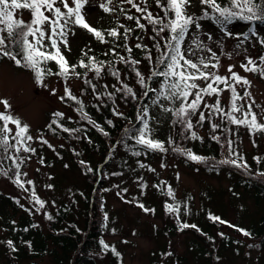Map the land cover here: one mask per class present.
<instances>
[{
  "label": "rangeland",
  "instance_id": "1",
  "mask_svg": "<svg viewBox=\"0 0 264 264\" xmlns=\"http://www.w3.org/2000/svg\"><path fill=\"white\" fill-rule=\"evenodd\" d=\"M194 2L192 0V6L188 8L190 15L195 11L196 2ZM69 4L75 7L71 0ZM101 4L106 5L110 11L105 12L100 7ZM122 5L133 6L127 3V0H111V3L109 0H86L82 14L90 26L101 32L103 36V33H107L105 35L110 38L109 33L113 30L117 31L110 19L119 18ZM57 6L66 12L62 4H59V0ZM14 13L16 17L24 19L31 17L30 10L17 9ZM46 15L51 14L46 13ZM199 23L202 27L197 30L193 26L189 37H198L206 48L197 49L192 40L186 38L185 46L192 45L188 48V52L192 54L188 55L186 52V57L198 64L201 58L205 59L209 63V68L202 70L227 78L229 83L235 85L237 93L243 99L236 101L242 112H232V94L228 85L214 83L213 87L219 89V96L202 94L194 119H199L202 113L204 123L206 124L209 120V123L213 125L217 120L224 118L227 113L243 114L251 107L252 113L257 117V122L264 124V77L259 71L245 72L240 67L241 64H247L248 59L255 61L258 68L264 67L260 60V57L264 56V43H261L264 40V28L255 29L256 35L251 33L247 35V39H244V36L238 33V29H229L233 35L226 36L224 31L227 30L222 31V29L211 27L203 21ZM68 28L72 30L67 35L70 50L61 46V52L66 59L68 55L82 50V45L91 34L71 23ZM101 28L104 31H101ZM209 35L212 37L211 40L208 39ZM57 39L60 38L57 37ZM207 49H211V52ZM52 50L55 52V49ZM213 52L216 54V59H212ZM212 64H216L217 67H211ZM229 67L247 79L249 84L245 85L242 82L236 84L232 81L231 73L228 71ZM195 82L201 87L204 86L202 80ZM103 85L108 86L106 81H103ZM83 86V81L76 77L64 80L57 76L43 79V83L38 84L28 69L17 66L7 57L0 61V100L9 102L11 105L9 114L18 118L22 124L28 125V135L32 137L31 140L25 139L18 144L21 172L18 180L23 187H20L8 175H4L0 169V192L19 197L22 205L30 210V215L44 231H49L50 219L47 217L55 213L62 202L71 204L74 195L78 194L85 185L83 168L74 161L70 146L73 145L79 152H82L83 154H80L82 157L79 156V158L84 160L88 157L87 150L83 151L85 143L83 139L86 138L72 142L63 134H54L50 129L53 120L77 119L79 116L77 111L65 103L63 97L66 96V88L71 93L82 96ZM192 91L195 92L196 89ZM245 92L248 93L247 96L244 95ZM191 98L195 97H188V99ZM217 99L220 101V111L212 107ZM168 105H172V100L158 107L155 121L148 123L147 135L149 133L156 139L168 133L172 137L178 135L177 127L171 125L167 127L166 122L163 121L166 116L164 111ZM3 111H5L4 106L0 104V112ZM57 112L62 113V117H56L54 114ZM205 124L201 130L203 134L207 132ZM53 125L57 128L56 124ZM234 126L240 134L234 135V131L231 132L232 134L228 137L232 142L231 145L243 151L247 156L252 157L258 154L263 155L264 159V134L257 132L251 136L244 126L235 124ZM9 128L13 130L10 135L14 137L15 125L9 124ZM25 147L35 151H24ZM154 153L156 154L154 159L141 160L140 169L123 171L116 163L112 165V168L117 166L118 172L108 185L106 198L109 225L104 233V241L120 253V264H208L203 258H198V253L192 249L194 241H200L193 230L183 228V224L180 223L179 228L173 234L164 232L167 226L175 223L174 216L171 213L166 214V209H164V206L173 198L168 194L169 189L174 193V197L184 200L190 207L189 212L183 217L184 221L193 220L195 215L192 213L199 211L203 205H210L226 218V223H223L220 229L238 241L233 247L221 252L212 264H264V247L257 246L260 239L243 235L233 225L238 223L246 231L244 226L249 225L248 223L255 221L261 215L264 198L258 204L255 200L256 195L253 192H247L242 187L237 188V193H234L233 183L237 179H231L227 165L220 164V161L213 163L217 172L207 174L197 162L192 163L197 168H189L184 164L183 159L169 151L155 150ZM91 159L93 161L102 160V157L92 152ZM132 166L136 164L133 163ZM155 181L163 185L166 193L165 199L156 195L153 188ZM33 194L44 202L43 208L36 203ZM141 204L151 211L146 212L138 206ZM81 207L80 199L79 204L72 211V217L77 218ZM214 233L217 236L215 229ZM5 236V228L0 226V239ZM217 241H219L218 236ZM217 241L211 242L212 247H210L215 248L218 245ZM104 251L105 249L94 251L91 264H113L111 257L107 256ZM21 264L55 263L52 257L45 256L42 259L28 260Z\"/></svg>",
  "mask_w": 264,
  "mask_h": 264
},
{
  "label": "trees",
  "instance_id": "2",
  "mask_svg": "<svg viewBox=\"0 0 264 264\" xmlns=\"http://www.w3.org/2000/svg\"><path fill=\"white\" fill-rule=\"evenodd\" d=\"M193 1L196 4L195 11L191 15L196 17L198 22L203 21L211 27L224 30L238 29L241 35L244 33L250 35L249 28L253 30L264 28V23L246 24L242 21H236L232 25H218L209 17H203L205 11L209 13V16H215L216 14L212 13L211 9L201 5L199 0ZM220 2L224 4L225 0H220ZM133 4L136 7L122 5L119 18L110 19L119 33L118 36L109 35L110 38H107V33H103L104 42H101L89 34V39H86L85 44L82 45L83 49L68 55L67 60L70 65L75 66V73L70 72L67 78L59 75L44 76L43 79L57 76L64 80L76 77L83 81L82 96L71 93L75 99H70L67 95L63 97L64 102L77 111L79 115L77 119H58L55 123L58 129L53 124L50 125V129L54 134H63L72 142L86 138L83 139L85 142L83 151L86 149L88 153L86 159L79 158L83 153L73 145L70 146L74 161L83 168L85 185L78 194L74 195L71 204L62 202L56 212L51 213L49 231H44L36 223L30 215V210L22 205L19 197L0 192V226L6 231V236L0 239V264H21L28 260L42 259L45 256L52 257L55 264H91L94 251L104 249L100 241H104V233L109 225L106 195L110 180L118 172L117 166L112 168V165L116 163L121 170L132 171L141 168V160H152L156 157L153 150L137 144L136 139L144 123H153L158 107L165 102L168 103L169 100H172V105L166 108L170 111H164L166 116L163 121L166 122L167 127L170 125L177 127L178 135L172 137L168 133L156 139L148 133L147 138L162 142L166 151L183 159L184 164L189 168H197L192 164L195 162L188 159L183 151H176L177 148L190 149L194 154L208 158L206 162L199 163L207 174L217 172L213 165L215 161L236 159L238 163H246L247 170L227 165L231 179H237L233 183L234 193H237V188L242 187L247 192H253L256 195L255 200L258 204L264 198V175H261L264 173L263 155L256 154L250 157L232 145V151L229 152L228 137L232 131L234 135L240 132L230 122L228 115L225 117L222 115L224 118L213 124L219 126L213 131V125L209 123V120L205 124V119L203 121H200V118L194 119L196 112L191 113L190 111L186 117H177L174 114V110L181 106L187 107V104L194 98L183 102L175 98L165 99L160 94L163 78L154 76L153 73L163 70L158 60L161 54L167 51L164 46L169 42L166 38L168 33L165 31L157 35L147 17L151 13L154 19H160L166 23L164 0H160V6L157 0H133ZM137 7L145 11H137ZM128 16H132L133 19L129 20ZM201 17L203 19H200ZM16 18L23 19L25 22L31 20V17ZM140 25L144 27L141 28ZM156 27L158 28L159 25ZM101 31L104 29L101 28ZM49 50L53 52L52 49ZM4 58L0 57V61ZM80 61H83L86 67H79ZM134 61L138 63H133ZM48 66L54 72L59 71L55 61H50ZM24 68L31 71L35 77L32 69ZM97 68L99 73L96 72ZM137 72L144 77L143 83L136 75ZM103 81H106L108 86H104ZM128 88L132 89L131 93L127 91ZM103 97L104 100H102ZM145 109L148 115L141 119ZM231 114L237 118L241 116L243 118V114ZM248 118L251 119V117ZM185 120L192 123L191 129L187 128ZM204 124L207 128L206 134L201 131ZM166 130L169 129L166 128ZM193 133L198 139L192 138ZM248 133L251 136L255 134L249 130ZM3 135H8L9 143L8 145L0 144V169L16 181L21 176L18 157L20 151L16 150L19 145L10 134L0 133V136ZM216 137L219 141L215 139ZM92 152L101 155L102 160L93 161ZM256 158H259V162ZM81 161L84 163L82 164ZM133 163L136 166H132ZM153 188L157 196L165 197V190L159 181H155ZM80 199L82 207L78 210V216L75 219L72 217V211L79 204ZM166 205L171 206L172 210H168ZM166 205L164 206L165 213H171L175 218V223L167 226L164 232L173 234L179 228L180 223L195 225V228H186L193 230L200 238V241H194L192 249L198 253V258H203L208 264H212L221 252L233 247L238 241L220 229L223 224L221 221H225L226 218L210 205H203L199 211L192 213L195 218L189 222L183 219L190 209L187 202L173 197ZM105 214L108 217L107 220L104 219ZM210 216L220 219L214 221L209 218ZM248 224L244 226L246 232L250 233V237H258L260 243L257 246L263 248L264 208L259 218ZM233 225L236 229H243L238 223ZM214 229L219 241H217ZM8 241L12 242V247L8 246ZM213 241L218 242L215 248H211ZM108 246L109 250L104 252L111 257L113 264H120V255H115L110 250L114 247Z\"/></svg>",
  "mask_w": 264,
  "mask_h": 264
},
{
  "label": "snow or ice",
  "instance_id": "3",
  "mask_svg": "<svg viewBox=\"0 0 264 264\" xmlns=\"http://www.w3.org/2000/svg\"><path fill=\"white\" fill-rule=\"evenodd\" d=\"M58 0H0V57H7L13 61L17 66H23L30 68L34 71L36 81L38 84L43 83V78L45 75H59L67 78L69 73H75V66L70 65L69 61L61 52V46L68 48L70 50V45L67 39L68 32L72 30L68 28V25L71 23L79 28L87 30L88 33L94 35L98 40L104 42V37L97 29L90 26L86 22L85 16L82 14V9L86 3V0H71L72 4H75V7H71L69 0H59V4H62L63 9L57 6ZM111 3V0H109ZM127 3L133 4V0H127ZM158 6H160V0H157ZM201 5L207 6L211 9L212 13H215V16H209L207 11L204 12L203 17H209L213 20L214 23L218 25H232L236 21H242L246 24H256L264 23V0H225V3L222 4L220 0H199ZM136 7L135 4H133ZM192 6V0H164V11L167 22L163 20L154 19L152 14L149 13L147 19L149 23L153 25L154 30L157 32V35L167 31L168 43L164 46L167 51L163 52L158 60L159 64L163 66V70L154 72V76H159L163 78V83L161 84L160 94L165 97V99H180L183 102H187L189 96H194L195 98L187 104V107L181 106L178 109L174 110V114L177 117L188 116L189 112L195 113L198 109L202 94L203 95H213L219 96V89L213 87L214 83L227 84L228 88L232 94V103L231 108L232 112H242L240 106L236 104L237 100L243 99L236 90L234 84L229 83L228 79L216 75L215 73H209L203 71L202 69H208L209 63L205 59L201 58L199 64L194 62L192 59L186 57V52L188 55H191V52H188V48H191L192 45L185 46L186 38H190L195 44L197 49L203 50L206 48V45H202V42L198 37H189L190 29H200L202 25L198 22V19L189 14L188 8ZM100 7L105 11L109 12L110 9L101 4ZM30 10L31 20L25 22L23 19H17L14 13V10ZM137 11H145V9L137 7ZM50 13L51 15H46ZM201 17L200 19H203ZM129 20L133 19L132 16L127 17ZM63 22V23H61ZM139 24V21H137ZM159 25L157 28L156 26ZM143 28V25H140ZM68 29V31H66ZM223 31V29H222ZM248 32H251L253 35H256V32L249 28ZM109 35L115 37L119 33L115 30L111 31ZM224 35L232 36L233 32L231 30L224 31ZM247 33H244V39H247ZM57 37L60 39L58 40ZM208 39L211 40V35L208 36ZM264 43V40L261 41ZM140 47V45H137ZM49 49H55V52L50 51ZM211 52V49H207ZM216 54L212 53V59H216ZM123 59V58H122ZM261 64H264V56L260 57ZM50 61H55L56 66L59 71L54 72L51 67L48 66ZM133 63H138L134 61ZM79 67H86L83 61H80ZM211 67H217L216 64H212ZM240 67L245 72H257L259 71L261 76L264 77V67L258 68L255 61L248 59L247 64H241ZM191 70V71H189ZM231 73V80L235 81L236 84L243 83L245 85L249 84V81L236 72L232 70V67L228 69ZM96 72L99 73V69H96ZM136 75L140 78L141 83H143L144 77L141 76L139 72ZM202 80L204 81V86L201 87L195 81ZM211 81V82H209ZM196 89L195 92L192 90ZM129 93L132 92L131 88H128ZM167 93V95H166ZM65 94L70 99H75L72 96L71 91L66 88ZM245 96L248 95L247 92L244 93ZM79 103V101H77ZM0 104H3L5 111L0 112V133L11 134L12 129L9 128V124L15 125L16 131L14 139H16L17 144H21L25 139L31 140L32 137L28 135L29 126L22 124V122L9 114L11 105L7 100H0ZM220 101L216 100V104L212 107L216 111H220L219 108ZM166 111H170L166 109ZM56 117H62V113H55ZM148 112L145 109L143 111V117L147 116ZM231 123L237 126H244L251 133H261L264 134V124L257 122V117L251 111L249 107L246 113H243V118H237L231 113H227ZM248 117H251L249 119ZM204 120V115L200 114V121ZM187 124V128H192V123L190 121H184ZM56 123L55 120L52 122ZM219 127L218 125H213V131ZM69 131L68 129H64ZM148 124L144 123L143 128L139 129L140 135L137 137V144H141L144 147L150 150H159L161 152L165 151L164 145L162 142L147 138ZM193 139H198L195 133L192 134ZM217 141L219 138L216 137ZM8 135L0 136V144L8 145ZM47 143V141H44ZM231 141L228 142V150L231 153ZM19 151V148L16 149ZM24 151H35L25 147ZM176 151H183L188 159L202 163L206 162L208 158L194 154L190 149L181 150L179 148ZM242 159V157H241ZM259 162V158H256ZM83 164L84 162L81 161ZM224 165H231L236 168H242L247 170L248 165L246 163H238L236 159H224L219 162ZM91 171V169H89ZM7 175V173H3ZM264 175V173H261ZM20 187H23V184L17 179L14 181ZM28 183H32L28 181ZM168 194L174 197V193L169 189ZM34 195V194H33ZM36 203L40 205L41 208L44 207V202L41 201L38 197H35ZM146 212L151 211L144 208V205H138ZM168 210H172L171 206H167ZM51 219V216L47 217ZM212 220H219V217H209ZM104 219L107 220L108 217L105 214ZM221 223H226L221 221ZM231 226V225H230ZM183 228L193 227L195 225L183 224ZM242 232L243 235L248 236L250 233L244 231L243 229H237ZM8 246L12 247V242L8 241ZM101 246L105 250H109V246L103 241H100ZM115 255L119 256V253L116 252L115 248L110 249ZM170 255V253H169Z\"/></svg>",
  "mask_w": 264,
  "mask_h": 264
}]
</instances>
